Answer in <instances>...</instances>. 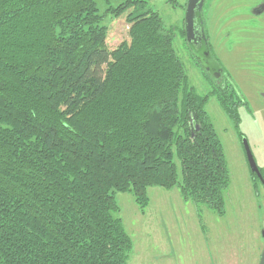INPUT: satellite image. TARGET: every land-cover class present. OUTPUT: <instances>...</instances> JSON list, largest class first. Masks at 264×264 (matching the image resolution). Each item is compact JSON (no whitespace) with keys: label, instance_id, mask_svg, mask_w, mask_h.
<instances>
[{"label":"trees","instance_id":"1","mask_svg":"<svg viewBox=\"0 0 264 264\" xmlns=\"http://www.w3.org/2000/svg\"><path fill=\"white\" fill-rule=\"evenodd\" d=\"M103 1L128 12L113 51L94 0H0V264H129L117 193L144 212L150 188L178 187L225 213L210 96L190 89L150 0ZM214 94L238 127L234 97Z\"/></svg>","mask_w":264,"mask_h":264},{"label":"rangeland","instance_id":"2","mask_svg":"<svg viewBox=\"0 0 264 264\" xmlns=\"http://www.w3.org/2000/svg\"><path fill=\"white\" fill-rule=\"evenodd\" d=\"M94 1L104 15L103 24L109 30L107 45L113 51L130 40L128 12L115 17L107 11L121 1ZM188 2L150 0L148 9L157 13L165 30L173 34L190 89L201 97L210 96L207 111L222 140L231 175L225 213L218 215L204 204L196 207L183 198L178 187H153L148 190L150 204L144 212L133 193H117L120 210L114 216L122 220L134 243L129 264H261L264 184L254 181L243 140L249 143L264 177V14L253 15L264 0H206L204 18L213 51L248 103L239 107L238 127L221 108L217 96L211 95L212 88L187 47L182 30H186ZM176 161L181 181V165Z\"/></svg>","mask_w":264,"mask_h":264},{"label":"flooded vegetation","instance_id":"3","mask_svg":"<svg viewBox=\"0 0 264 264\" xmlns=\"http://www.w3.org/2000/svg\"><path fill=\"white\" fill-rule=\"evenodd\" d=\"M205 5L206 0L203 9L200 10L196 16L195 39L191 43L187 42V47L193 53L197 63L201 66L204 78L212 88L211 94L220 92L226 96L234 97V102L239 114V107L243 105L246 106L248 103L242 100L243 94L241 89L233 81V78L213 51L210 35L205 25ZM262 14H264V3L253 11V15L257 17ZM239 18L240 17L236 18L237 23ZM248 92H251V88ZM257 180H259V178L255 175L254 181L257 182Z\"/></svg>","mask_w":264,"mask_h":264},{"label":"water","instance_id":"4","mask_svg":"<svg viewBox=\"0 0 264 264\" xmlns=\"http://www.w3.org/2000/svg\"><path fill=\"white\" fill-rule=\"evenodd\" d=\"M205 0H189L188 2V7H187V12H186V18H185V23H186V37L188 43H191L195 39V20L197 13L203 9ZM192 122L194 123V118L192 117ZM196 129H200V125L196 126ZM243 145L244 149L246 152V156L248 159L249 167L251 170L252 174H255L259 180L264 184V179L261 173L260 168L257 165V162L254 158L253 152L249 146V143L247 140H243ZM261 264H264V254L261 259Z\"/></svg>","mask_w":264,"mask_h":264}]
</instances>
